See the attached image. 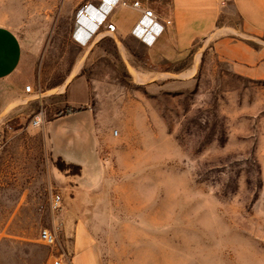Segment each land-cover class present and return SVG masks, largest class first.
<instances>
[{"label":"rangeland","instance_id":"rangeland-1","mask_svg":"<svg viewBox=\"0 0 264 264\" xmlns=\"http://www.w3.org/2000/svg\"><path fill=\"white\" fill-rule=\"evenodd\" d=\"M96 1L0 0V24L24 49L20 74L36 76L25 86L44 101L10 110L0 97V264L71 258L69 229L84 233L99 264H264V81L234 75L207 48L193 85L150 91L143 68L183 63L105 27L77 41L78 10ZM237 32L222 26L211 45ZM76 74L90 102L57 120L54 95ZM41 107L46 120L33 126ZM81 121L93 133L76 129ZM43 228L58 231L56 246L40 241Z\"/></svg>","mask_w":264,"mask_h":264},{"label":"crops","instance_id":"crops-1","mask_svg":"<svg viewBox=\"0 0 264 264\" xmlns=\"http://www.w3.org/2000/svg\"><path fill=\"white\" fill-rule=\"evenodd\" d=\"M142 2L154 8L161 17L173 21L154 45L143 44L147 49L158 50L161 54L159 61L184 65L177 71L143 68L137 78L141 83H147L150 91H176L193 85L199 71L198 60L204 56L207 48H211L213 54L219 56L234 75L247 80L264 81V0H160L164 3L160 9L155 8L151 0ZM140 16V12L132 6H119L111 13L110 20L117 26L116 33L129 41H135L131 31ZM234 18L239 20V25L233 28L231 19ZM224 19L223 25L221 22ZM222 26L238 30L237 33L244 36H215L211 45V37ZM23 58L24 49L17 34L7 25L0 24V97L10 110L29 101L44 102L43 98L39 99L35 93L25 90L26 83L31 82L36 87L37 82L35 75H29L24 80L20 74ZM89 90L87 78L76 74L54 95V109H80L90 102ZM36 110L35 104L29 105L20 108L15 116L22 119V116H31ZM79 112L58 117L57 120L77 116ZM82 128L93 133L92 126L81 121L77 123L76 129ZM68 231V234L75 235L68 243L71 255L68 264H99L94 251L88 249L84 233L81 231L76 237V234L70 233L71 229Z\"/></svg>","mask_w":264,"mask_h":264},{"label":"built area","instance_id":"built-area-1","mask_svg":"<svg viewBox=\"0 0 264 264\" xmlns=\"http://www.w3.org/2000/svg\"><path fill=\"white\" fill-rule=\"evenodd\" d=\"M119 6H132L141 14L138 21L132 28V35L142 40L148 46L154 43L163 35V33L173 24L172 19L161 17L153 8L145 5L142 0H97L96 2L85 3L77 13L78 27L83 30V37L76 36L77 41L81 43L88 42L93 36L99 34L102 27L106 28L108 34H115L117 26L111 22L110 15L114 9ZM26 92L33 93L31 85L25 87ZM47 117L46 109L41 107L31 119L30 124L33 126H41ZM62 203L61 195L52 197L53 209L60 208ZM40 241L49 247L58 244V231L51 228H43L40 231ZM54 264H64L70 258L65 252L55 256L53 255Z\"/></svg>","mask_w":264,"mask_h":264},{"label":"trees","instance_id":"trees-1","mask_svg":"<svg viewBox=\"0 0 264 264\" xmlns=\"http://www.w3.org/2000/svg\"><path fill=\"white\" fill-rule=\"evenodd\" d=\"M76 111H79V109H73V108L67 107L66 109H64L63 111H61L60 114L61 115H68V114H71V113L76 112ZM67 167L70 168V167H72V165L71 164H67V165L61 164V165H59V168L62 169V170H65Z\"/></svg>","mask_w":264,"mask_h":264},{"label":"bare ground","instance_id":"bare-ground-1","mask_svg":"<svg viewBox=\"0 0 264 264\" xmlns=\"http://www.w3.org/2000/svg\"><path fill=\"white\" fill-rule=\"evenodd\" d=\"M76 36H78L79 38H82L83 37V30L79 27H77V30H76ZM101 34H98L96 36H100ZM85 55V54H84ZM76 72V71H75Z\"/></svg>","mask_w":264,"mask_h":264}]
</instances>
